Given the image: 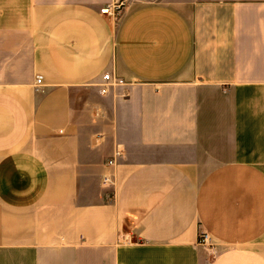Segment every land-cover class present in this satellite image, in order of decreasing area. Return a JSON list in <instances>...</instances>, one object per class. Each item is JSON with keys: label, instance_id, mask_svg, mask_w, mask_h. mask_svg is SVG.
Returning a JSON list of instances; mask_svg holds the SVG:
<instances>
[{"label": "crops", "instance_id": "1", "mask_svg": "<svg viewBox=\"0 0 264 264\" xmlns=\"http://www.w3.org/2000/svg\"><path fill=\"white\" fill-rule=\"evenodd\" d=\"M0 264H264V0H0Z\"/></svg>", "mask_w": 264, "mask_h": 264}, {"label": "built area", "instance_id": "2", "mask_svg": "<svg viewBox=\"0 0 264 264\" xmlns=\"http://www.w3.org/2000/svg\"><path fill=\"white\" fill-rule=\"evenodd\" d=\"M124 6H125L124 1H119V2H116L112 5L105 7L104 9H102V13H107V14H111L114 17H119L120 14L122 13ZM103 81H104V84L102 86V92L103 93L110 91V89L113 87L128 84V82L125 79H123L122 77H120L114 73H105L103 76ZM41 82H42V78H41V76H38L37 77V84H36L37 90H39ZM110 163H113V160H110ZM201 242L205 245H210L209 235L206 233L202 234Z\"/></svg>", "mask_w": 264, "mask_h": 264}]
</instances>
